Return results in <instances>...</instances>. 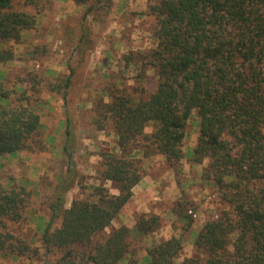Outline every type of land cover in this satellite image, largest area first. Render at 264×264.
<instances>
[{
  "label": "trees",
  "instance_id": "1",
  "mask_svg": "<svg viewBox=\"0 0 264 264\" xmlns=\"http://www.w3.org/2000/svg\"><path fill=\"white\" fill-rule=\"evenodd\" d=\"M13 1L0 0V45L20 41L22 31L36 23L34 15L13 10ZM22 1L36 6L39 0ZM73 1L91 3L85 15L108 5V0ZM149 12L156 20V47L142 58L156 71V90L145 99L110 92V102L98 103L93 124L115 135L119 152L99 154L104 184L93 187L94 201L74 199L66 208L71 186L59 179L41 241L46 249L90 244L141 180L138 155H161L170 167L180 164L186 125L195 112L199 130L192 161H207L201 180L217 189L230 210L205 221L194 241L195 256L178 263L182 240L171 237L147 249L148 264H264V0H160ZM13 59L10 48H0V62ZM68 84L63 80L64 103ZM15 94L0 84V155L42 149L40 116L24 93L10 100ZM64 151L71 163L66 144ZM28 197L22 185L0 184V252L14 249L8 223L22 220ZM174 211L187 220L186 227L191 225L192 214L183 206L177 204ZM56 219L61 225L53 228ZM158 223L156 216L140 215L133 230L112 229L86 256L87 264H137L128 239L155 232Z\"/></svg>",
  "mask_w": 264,
  "mask_h": 264
},
{
  "label": "rangeland",
  "instance_id": "2",
  "mask_svg": "<svg viewBox=\"0 0 264 264\" xmlns=\"http://www.w3.org/2000/svg\"><path fill=\"white\" fill-rule=\"evenodd\" d=\"M139 1L140 6L138 5L133 10L126 9L127 5L123 0H108L107 6L101 5L87 15L84 13L91 3L76 4L77 8L80 6L81 11L74 17L63 21V24L72 29L64 26L65 32L60 31L62 34L55 30L57 29L54 25L56 17L57 20L59 19L58 23L62 20L57 16L60 6L55 0H39L36 6L25 5L22 0L13 1V10L35 16L34 28L37 25V29L34 35H31L32 37L26 38L30 47H26L23 52L15 53L13 47L9 46L10 43H20L21 38L18 42H3L0 48H10L14 53L13 60L24 57L25 61L31 60V64L34 62L35 67L32 68L33 71H29L25 64L24 67L12 70L5 88L12 90L16 79L23 85L25 84L26 89L21 93L11 95L10 100L24 93L28 105L39 114L41 120L39 140H41L42 149L34 147L31 152L25 151L31 156L23 158L7 157L10 154L0 155V184L6 187L13 184L22 185L29 193L22 220L19 223H8L9 231L14 236V249L9 248L0 252V264H66L64 258H68L67 260L73 264H87L86 256L93 252L95 245L102 243L110 231L116 229L110 225L96 234L91 243L87 245L46 249L41 241L43 229L51 216L50 205L55 201L61 187L59 179L64 177L65 184L71 186L65 194L66 208L74 199L94 201L96 199L92 198L93 187L103 185L104 181L98 171L101 158H93L91 155L99 156L105 151L119 152L116 143L113 146L97 139L99 130L94 126L93 120L97 115L98 103L110 102V92L121 91L135 99H145L156 90V71L145 64L142 57L156 47L153 35L156 20L150 14L149 7L160 0ZM63 7L66 6L63 5ZM114 10L116 13L113 14ZM42 23L43 28H46L43 31ZM24 31L31 32L32 30ZM64 33L71 34L72 37L65 36ZM35 36L39 37L36 44L33 43ZM30 50L31 52L28 53ZM57 58L64 60V64L73 65L77 71L71 81L72 88L65 90L66 103L62 107L66 109L61 113L62 116L67 115L70 118L66 128L70 135L68 137L65 130L61 144L55 142L44 144L46 133L51 134L54 130V126L49 127V125L50 123L54 125L58 116L54 113L56 101L52 107H49L52 113L45 114L42 110V93L44 90H50L55 84V81L44 78L42 61L51 62L53 59L56 61ZM125 58H129L131 62H126ZM58 65L60 66V64H55V66ZM62 82H59L60 86ZM51 91L53 100L54 97L61 99L63 96L61 88ZM57 103L61 106L60 100ZM198 130L199 122L194 112L187 122L186 137L182 146L184 155L191 157V160L184 161L186 164L192 163L191 170L189 168L190 171L186 174L179 169L181 164L172 167L177 183L185 182L182 197L174 205L180 204L183 210L192 214L194 221L200 220L205 223L207 220L216 219L221 212L230 210V208L221 201L213 185L201 180L202 169L205 166L192 161V151L196 144ZM58 131L55 130V133ZM146 131H152V126L149 125ZM92 138L95 140H88ZM65 144L72 154L71 163H68V152L64 151ZM46 151L51 152L52 159L42 156V153ZM92 162H94L93 165ZM105 186L111 193L117 192L110 182H106ZM60 225L61 219H56L53 228H58ZM159 225L160 222L157 229ZM184 234L186 239L187 234ZM128 242L131 258L139 264H148L147 255H143L140 259V254L146 248L143 240L133 236L128 239ZM195 254L194 250L193 256ZM119 264H127V262L122 261Z\"/></svg>",
  "mask_w": 264,
  "mask_h": 264
},
{
  "label": "crops",
  "instance_id": "3",
  "mask_svg": "<svg viewBox=\"0 0 264 264\" xmlns=\"http://www.w3.org/2000/svg\"><path fill=\"white\" fill-rule=\"evenodd\" d=\"M123 1L127 5L126 9L129 8L133 10L138 7L139 3H141L139 0H123ZM55 2L58 6H60L57 13L59 15L57 16H59L60 19H62L60 20V23H58L59 19L57 20L56 17L54 25H56L57 29L55 30H58L59 33L60 31H62L63 33V31L65 32L64 26L68 27L67 29H72V27L63 24L64 23L63 21L69 19V17H74L75 15H77V13L81 11V9L80 6L77 8L73 0H55ZM63 5H65L66 7H63ZM67 8L68 10H66ZM114 13H116V11L113 12V14ZM36 29H37V25L36 28H34V30L31 29L32 30L31 32H27V31L22 32L20 43L17 44L10 43L9 46L13 47L15 53H17V51L19 53L23 52V50L26 47L27 48L30 47V44H27L28 40L26 38L32 37L31 35H34ZM45 29L46 28H43V23H42V31ZM64 35L69 36L70 38L72 37L71 34L67 35V33H64ZM38 39L39 37L35 36V40L33 43L35 44L38 43L39 41ZM30 52L31 50L28 53ZM28 58L31 59V56L28 55ZM72 62L74 61L72 60ZM33 63L31 64V60L25 61L24 57L18 59L16 58L15 60L10 62H0V84L5 85L11 77L12 70L24 67L23 65L25 64L27 65L29 71H33L32 68L35 67ZM42 63L44 67V71H43L44 78L45 79L49 78L50 80L55 81V84L52 86L50 90L49 89L48 91L44 90L42 93V98H43L42 110L44 111L45 114L52 113V110L51 108L49 109V107H52V105H54L56 101V106H54L55 107L54 113H56L58 116L56 123H54V125L50 123L51 125H49V127L54 126L53 128L54 130L51 134L46 133V135L44 136V144L51 142L61 144L64 140V135H65L64 132L67 128L70 118L67 115L66 117H64L61 114L62 112H64V109H66V107L64 108L62 107L64 106L63 104L66 103V100L65 103L62 97L61 99L59 97L57 98L54 97L53 100L52 99L53 94L51 90L52 89L57 90V88H61L63 91L64 87L62 85L60 86L59 82L66 79H69V84L65 90L68 89L70 90L72 88L71 81L76 76L77 71L73 65L69 63L64 64L65 63L64 60L58 58L56 59V61L55 59H53L51 60V62L47 60L44 62L42 61ZM52 63L54 67L52 66ZM56 63L60 64V66L59 65L55 66ZM15 79L16 78H14V80ZM13 89L16 93H21L26 89V86L25 84L23 85L22 83H20V81H17L16 79V83ZM58 100H60L61 106L58 105L57 103ZM61 129H63V131ZM55 130H59L58 133H55ZM97 139L104 143H109L113 146L115 145L116 142V138L114 137V134H105L104 131H98ZM88 140L94 141L95 139L92 138ZM109 144L107 145L109 146ZM107 145L105 146L107 147ZM11 156L13 158L15 157L23 158V157L31 156V154L29 152L21 151L10 154L7 157H11ZM42 156L49 159H52L53 157L51 156V152L47 153V151L46 153L45 152L42 153ZM91 157L99 158V156L96 154H92ZM138 157H141L142 178L138 182V184H136L132 188L131 198L122 208V210L118 213L117 217L112 221L111 225L113 228L125 226L130 230H133L140 215H145L147 217L148 216L158 217L160 222L159 229H157L153 233L146 235L145 237L142 236L138 237L143 240V243L146 247L143 250V252L140 254V259L143 257V255H147V249L152 245H154L155 243H158L162 240H167L171 237H177V238H181L182 240V251L180 253V257L178 258V263H180L183 259L193 256L195 250L194 241L197 236V233L200 231L204 222H201L200 220L196 222L192 219L191 225L189 227H186L187 220L180 218L179 215L175 213L174 204L177 201H179L180 198L182 197L183 190L185 188V182L181 184L177 183L176 175L173 168L169 166V164L166 162L163 156L155 155L148 158H144L141 155H138ZM186 159L191 160V157L188 158L184 155L182 160L180 161L181 166L179 169H181L182 173L187 174L191 170L192 163L190 164L189 162L188 164H186L184 162V161H188ZM89 161L91 162L92 160ZM93 163L94 162H92V165ZM206 164L207 161H204L202 166H206ZM114 194H117V192H115ZM184 233L187 234L186 239L184 238L185 237Z\"/></svg>",
  "mask_w": 264,
  "mask_h": 264
}]
</instances>
